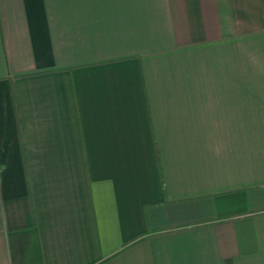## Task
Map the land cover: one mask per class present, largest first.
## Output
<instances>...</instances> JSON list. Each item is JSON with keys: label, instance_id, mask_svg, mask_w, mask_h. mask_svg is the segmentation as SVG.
<instances>
[{"label": "crops", "instance_id": "crops-1", "mask_svg": "<svg viewBox=\"0 0 264 264\" xmlns=\"http://www.w3.org/2000/svg\"><path fill=\"white\" fill-rule=\"evenodd\" d=\"M0 264H264V0H0Z\"/></svg>", "mask_w": 264, "mask_h": 264}]
</instances>
